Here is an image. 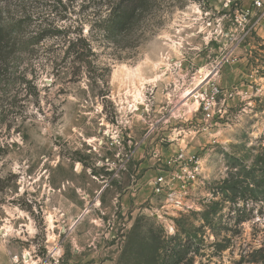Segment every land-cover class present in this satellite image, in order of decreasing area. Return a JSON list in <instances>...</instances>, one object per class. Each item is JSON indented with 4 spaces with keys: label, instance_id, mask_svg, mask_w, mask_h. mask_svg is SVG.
<instances>
[{
    "label": "rangeland",
    "instance_id": "374dc122",
    "mask_svg": "<svg viewBox=\"0 0 264 264\" xmlns=\"http://www.w3.org/2000/svg\"><path fill=\"white\" fill-rule=\"evenodd\" d=\"M105 1L0 0L66 32L0 65V264H264V0H157L138 43Z\"/></svg>",
    "mask_w": 264,
    "mask_h": 264
},
{
    "label": "trees",
    "instance_id": "16d2710c",
    "mask_svg": "<svg viewBox=\"0 0 264 264\" xmlns=\"http://www.w3.org/2000/svg\"><path fill=\"white\" fill-rule=\"evenodd\" d=\"M101 1V0H99ZM157 0H106L107 14L94 23L100 36L115 42L133 39L138 43L146 30L151 28L149 17L157 8ZM65 31H39L24 33L20 21H4L0 19V65L5 64L11 56L22 50H30L38 46L47 37L65 36ZM67 48L64 52L66 57H72V63L84 62L91 54L89 41L78 35L67 41ZM5 62V63H4ZM86 64L90 65L89 62ZM264 178V177H261ZM263 180V179H262ZM178 254L183 251L180 248ZM174 253L172 256H176Z\"/></svg>",
    "mask_w": 264,
    "mask_h": 264
},
{
    "label": "built area",
    "instance_id": "2783aa9c",
    "mask_svg": "<svg viewBox=\"0 0 264 264\" xmlns=\"http://www.w3.org/2000/svg\"><path fill=\"white\" fill-rule=\"evenodd\" d=\"M256 6L260 7L261 4L259 2H256ZM217 91L214 89L213 93L208 95V94H205L203 96V110L205 111V115L207 118H210L211 117V112H212V106H213V101L215 99V93ZM165 185V180L164 178L162 177H159L157 178L155 181H154V191L156 193L160 192V190L163 188V186Z\"/></svg>",
    "mask_w": 264,
    "mask_h": 264
}]
</instances>
